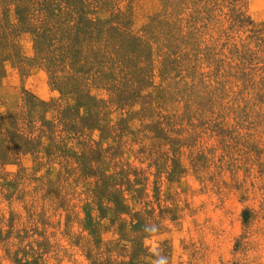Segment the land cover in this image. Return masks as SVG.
<instances>
[{"label":"rangeland","instance_id":"obj_1","mask_svg":"<svg viewBox=\"0 0 264 264\" xmlns=\"http://www.w3.org/2000/svg\"><path fill=\"white\" fill-rule=\"evenodd\" d=\"M0 264H264V0H0Z\"/></svg>","mask_w":264,"mask_h":264}]
</instances>
